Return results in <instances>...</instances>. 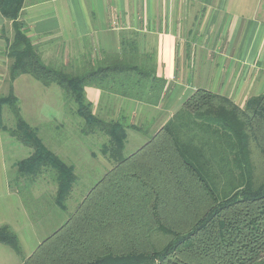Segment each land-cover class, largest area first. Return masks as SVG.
<instances>
[{"label": "trees", "instance_id": "1", "mask_svg": "<svg viewBox=\"0 0 264 264\" xmlns=\"http://www.w3.org/2000/svg\"><path fill=\"white\" fill-rule=\"evenodd\" d=\"M23 3L0 0L13 31L5 51L11 63L9 91L0 96V129L31 150L17 165V176L28 181L11 188L23 201L30 195L34 209L41 204L34 181L45 174L56 185L54 205L67 212L78 181L74 165L51 151L22 116L13 84L23 75L58 86L83 119L80 132L108 137L102 153L114 166L23 264H264V94L241 109L197 90L126 158L128 127L95 116L85 89L158 104L166 81L117 56L82 70L46 65L19 20ZM4 108L13 115V128L4 124ZM0 243L22 256L9 226L0 227Z\"/></svg>", "mask_w": 264, "mask_h": 264}, {"label": "crops", "instance_id": "2", "mask_svg": "<svg viewBox=\"0 0 264 264\" xmlns=\"http://www.w3.org/2000/svg\"><path fill=\"white\" fill-rule=\"evenodd\" d=\"M19 20L46 65L82 70L117 56L166 81L158 104L95 86L85 89L95 116L128 127L126 158L157 135L197 90L226 97L241 109L264 94V0H24ZM12 37V22L0 12V96L9 89L11 60L5 51ZM34 82L23 75L13 84L22 116L23 86L30 92L36 89ZM61 111L60 106L49 110L47 119H56ZM4 135L11 137L0 129V227L9 226L21 248L30 250L23 257V250L19 256L0 243V264H23L52 234L42 240L39 230L44 229L37 227L34 211L11 188L9 171L17 170L20 161L8 159L22 147Z\"/></svg>", "mask_w": 264, "mask_h": 264}, {"label": "rangeland", "instance_id": "3", "mask_svg": "<svg viewBox=\"0 0 264 264\" xmlns=\"http://www.w3.org/2000/svg\"><path fill=\"white\" fill-rule=\"evenodd\" d=\"M57 44L59 45L57 48H59L61 45ZM69 50L73 51V48ZM55 53L56 55L49 60V64L53 62L51 60L57 57L59 51L56 50ZM34 83H36L33 84L36 89L33 90L34 88H32L30 92V87L23 86V95L26 97V100L23 97L21 104L23 116L32 126H34L33 124L37 125L34 127L38 128L39 136L51 151L61 157L67 164L74 165L75 174L78 178L73 194L67 203V212L60 211L54 205L56 185L45 174L34 181L33 187L34 198H36V201L39 200L41 204L38 206L35 204L33 206L34 209H32L33 204L30 202L32 201L30 195L24 198L23 203L28 210L30 209L32 212L35 210V217L32 215V218H37L39 222L36 224L37 227L44 229L39 230L43 233L42 240H44L66 223L83 198L97 183L105 178V175L111 170L110 165L113 163L102 153V146L106 143L108 137L102 134L85 136L80 132V129L84 125L83 119L74 114L76 106L70 100L68 101L69 104H67L64 92L55 85L47 90L41 83ZM8 91L7 87L5 93L2 95L6 96ZM39 100H42V103L38 102ZM57 106L62 108L61 113L59 112V116L56 119L52 117L49 121L47 119L49 118L48 111L54 110ZM4 123L10 128L15 126V120L8 108L4 111ZM4 137L9 139L11 143L22 147L20 151H14L13 158L8 159L11 163H16L29 157L31 154L29 148L8 135H4ZM129 151L127 149V154H129ZM123 156H125V153H123ZM9 177H11V184L19 183L22 186L28 181L25 178H19L17 170L14 172L9 171ZM42 215L44 216L42 217ZM22 250L23 257H27L30 249L24 248Z\"/></svg>", "mask_w": 264, "mask_h": 264}]
</instances>
